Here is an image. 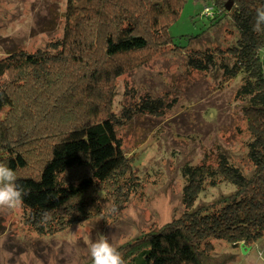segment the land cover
Returning a JSON list of instances; mask_svg holds the SVG:
<instances>
[{
    "label": "trees",
    "instance_id": "1",
    "mask_svg": "<svg viewBox=\"0 0 264 264\" xmlns=\"http://www.w3.org/2000/svg\"><path fill=\"white\" fill-rule=\"evenodd\" d=\"M205 1L210 21L229 14L231 43L176 42L169 27L187 0H66L61 37L0 58V162L27 192V224L51 233L93 217L117 219L141 184L120 130L137 116L162 117L172 107L148 95L116 113L117 80L144 56L172 47L185 55L186 74L213 70L225 83L240 77L235 96L252 169L244 172L221 152L214 165L204 159L182 167L183 212L118 250L126 264H204L211 240L248 246L264 236V33L253 31L264 0H230V10L229 0ZM221 184L232 193L198 207L200 194Z\"/></svg>",
    "mask_w": 264,
    "mask_h": 264
},
{
    "label": "rangeland",
    "instance_id": "2",
    "mask_svg": "<svg viewBox=\"0 0 264 264\" xmlns=\"http://www.w3.org/2000/svg\"><path fill=\"white\" fill-rule=\"evenodd\" d=\"M65 6L66 0H0V58L18 47L34 51L61 37ZM206 8L213 12L205 0H187L169 27L176 42L203 48L234 40L229 14L216 23L207 18ZM171 48L144 56L117 80L116 113L122 104L148 95L172 106L162 117L137 116L120 130L126 160L141 184L117 219L93 217L41 233L27 224L22 207L0 212V264H92L88 247L101 235L119 249L179 217L184 210L182 167L204 159L214 165L221 152L244 172L251 171L246 146L250 136L242 101L235 96L240 77L225 83L213 70L186 74L185 55ZM230 193L231 187L223 184L207 188L196 204L207 206ZM211 244L204 264H251L258 247L264 249V236L248 246L223 240Z\"/></svg>",
    "mask_w": 264,
    "mask_h": 264
},
{
    "label": "clouds",
    "instance_id": "3",
    "mask_svg": "<svg viewBox=\"0 0 264 264\" xmlns=\"http://www.w3.org/2000/svg\"><path fill=\"white\" fill-rule=\"evenodd\" d=\"M253 31L257 34L264 33V7L256 9ZM17 181V173L0 162V212H10L22 207L27 192ZM88 253L92 264H126L118 248L102 235L98 240L90 242ZM251 264H264V249L258 247Z\"/></svg>",
    "mask_w": 264,
    "mask_h": 264
},
{
    "label": "water",
    "instance_id": "4",
    "mask_svg": "<svg viewBox=\"0 0 264 264\" xmlns=\"http://www.w3.org/2000/svg\"><path fill=\"white\" fill-rule=\"evenodd\" d=\"M230 7H231V1L229 0V1L226 3V9H227V10H230Z\"/></svg>",
    "mask_w": 264,
    "mask_h": 264
}]
</instances>
